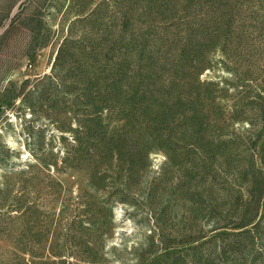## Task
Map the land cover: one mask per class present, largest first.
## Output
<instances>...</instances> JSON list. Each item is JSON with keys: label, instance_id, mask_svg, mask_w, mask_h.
<instances>
[{"label": "rangeland", "instance_id": "obj_1", "mask_svg": "<svg viewBox=\"0 0 264 264\" xmlns=\"http://www.w3.org/2000/svg\"><path fill=\"white\" fill-rule=\"evenodd\" d=\"M0 264H264V0H0Z\"/></svg>", "mask_w": 264, "mask_h": 264}]
</instances>
